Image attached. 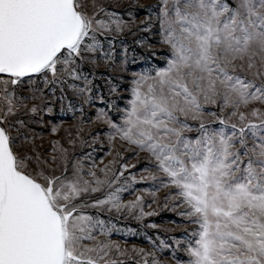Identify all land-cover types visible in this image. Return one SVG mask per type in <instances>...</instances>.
Segmentation results:
<instances>
[{
	"label": "snow or ice",
	"instance_id": "snow-or-ice-1",
	"mask_svg": "<svg viewBox=\"0 0 264 264\" xmlns=\"http://www.w3.org/2000/svg\"><path fill=\"white\" fill-rule=\"evenodd\" d=\"M0 264H264V0H0Z\"/></svg>",
	"mask_w": 264,
	"mask_h": 264
},
{
	"label": "rangeland",
	"instance_id": "rangeland-1",
	"mask_svg": "<svg viewBox=\"0 0 264 264\" xmlns=\"http://www.w3.org/2000/svg\"><path fill=\"white\" fill-rule=\"evenodd\" d=\"M147 2V0H146ZM151 50H149L150 53ZM158 55L155 57L150 58L151 63H156V64H161L163 63V53L164 49L157 48L156 49ZM148 55V54H146ZM123 103V101H121ZM67 118V117H63ZM99 149V145L96 146ZM105 150H106V145H105ZM103 151H98V155H103ZM141 163H147V161H141ZM155 207V205H153ZM182 217H179L176 215L175 211H170L166 208H161L159 209L155 215L146 218V220H151L154 221L155 224L158 226L157 228H149L147 229L148 232H160L162 236H171V235H178L181 231H183L182 226H178L176 224L171 223V221H180L182 220ZM129 226L133 228H137L139 225L136 221H130ZM166 229H171L172 231H166ZM130 239H135V237H130Z\"/></svg>",
	"mask_w": 264,
	"mask_h": 264
}]
</instances>
